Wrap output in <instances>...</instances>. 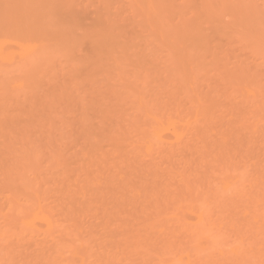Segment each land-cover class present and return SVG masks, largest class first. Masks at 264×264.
Wrapping results in <instances>:
<instances>
[{
	"label": "rangeland",
	"instance_id": "obj_1",
	"mask_svg": "<svg viewBox=\"0 0 264 264\" xmlns=\"http://www.w3.org/2000/svg\"><path fill=\"white\" fill-rule=\"evenodd\" d=\"M0 264H264V0H0Z\"/></svg>",
	"mask_w": 264,
	"mask_h": 264
}]
</instances>
